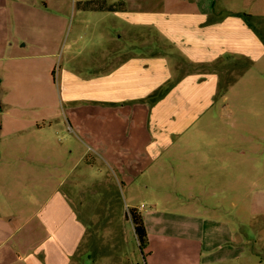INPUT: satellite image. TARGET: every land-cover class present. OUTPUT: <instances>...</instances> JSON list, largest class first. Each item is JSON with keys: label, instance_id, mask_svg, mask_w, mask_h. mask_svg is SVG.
Masks as SVG:
<instances>
[{"label": "crops", "instance_id": "1", "mask_svg": "<svg viewBox=\"0 0 264 264\" xmlns=\"http://www.w3.org/2000/svg\"><path fill=\"white\" fill-rule=\"evenodd\" d=\"M13 1L14 16L24 3ZM30 1L41 13L43 5L51 8V16L43 14L51 28L75 16L79 25L96 20L100 39L107 47L114 43L97 65L76 63V71L91 74L80 77L74 69L65 70L61 79L63 100L74 113L80 109L76 105H95L103 118L114 115L116 123L99 129L77 123L75 132L68 119L66 135L58 113L11 114L6 109L0 114V264H76L82 247L81 264H98L110 252L120 253V242L101 247L108 242L89 234L93 219L81 218L85 197L76 192L91 178L106 183L107 168L122 184L174 174L173 182L182 186L177 194L186 198L198 199L196 185L233 182L234 146L218 143L215 137L224 135L209 125L232 116L234 85L222 89V83H264V34L253 32L251 22L264 14L244 13L247 0ZM31 40L0 31L3 55H25L29 47L41 55L57 41L50 31ZM247 62L251 66L235 75ZM28 135L34 139L26 143ZM183 243L192 256L180 264H199L202 241L184 236ZM147 249L146 261L154 264L151 239ZM170 259L164 249L156 264H172Z\"/></svg>", "mask_w": 264, "mask_h": 264}, {"label": "rangeland", "instance_id": "2", "mask_svg": "<svg viewBox=\"0 0 264 264\" xmlns=\"http://www.w3.org/2000/svg\"><path fill=\"white\" fill-rule=\"evenodd\" d=\"M22 1L21 11L13 16L17 12L15 1L0 0V31L29 41L38 33L50 31L57 41L40 53H49V56L34 55L38 52H32L35 49L31 47L24 51L25 55L21 52L3 55L0 49V114L6 109L11 114L58 113L61 130H65L66 135L68 119L75 132L78 131L77 123L87 129H99L100 125L114 127V115L103 118L104 111L95 105H76L80 109L74 113L73 106L63 100V71L79 68L76 63L87 68L93 62L95 66L108 48H115L114 43L107 47L100 39L103 34L98 21L79 25L75 16L58 29L51 28L50 19L43 16H51L50 7L43 5L41 13L30 0ZM237 5L233 8L238 9ZM244 10V13L264 14V0H247ZM251 22L253 32L264 34V18ZM243 66H251V62L241 63L235 75ZM260 67L264 68V59ZM71 72L80 77L91 74L81 69ZM252 75L255 77V69ZM255 81L222 83V89L234 85L229 100L232 116L227 120L217 117V122L209 125L223 133L224 137H215L220 138L218 143L228 141L235 149L233 182L228 180L227 187L211 183L196 185L200 191L198 199L196 196L186 198L177 194L182 186L179 181L173 182L174 174L163 173L154 179L145 175L134 184H122L111 167L107 168L106 183H100L99 179L91 182L94 179L91 178L77 186V194L85 197L81 201V218L84 221L93 219L94 224L87 225L89 234L108 242L101 247L111 244L114 247L116 243L119 246L120 242V253L110 252L99 258L98 264H148L130 219V209L139 210L141 205L145 206L141 212L146 217L148 236L153 242L154 264L161 263L164 249L172 264H180L185 256L191 257L192 254L186 253L184 236L202 241V248L196 253L199 264H264V83ZM31 139H34L31 135L23 137L26 143ZM80 170L77 168L74 175ZM70 182L64 183V190ZM186 224L197 228V232L187 229ZM84 251L82 247L76 264H81Z\"/></svg>", "mask_w": 264, "mask_h": 264}, {"label": "trees", "instance_id": "3", "mask_svg": "<svg viewBox=\"0 0 264 264\" xmlns=\"http://www.w3.org/2000/svg\"><path fill=\"white\" fill-rule=\"evenodd\" d=\"M154 97H156V95ZM130 219L139 248L142 252H145L149 245V238L143 214L138 209L132 208L130 209ZM146 255L145 252V256Z\"/></svg>", "mask_w": 264, "mask_h": 264}]
</instances>
